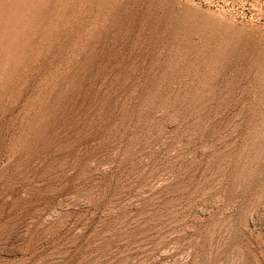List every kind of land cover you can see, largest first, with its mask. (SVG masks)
I'll use <instances>...</instances> for the list:
<instances>
[{"label": "rangeland", "instance_id": "374dc122", "mask_svg": "<svg viewBox=\"0 0 264 264\" xmlns=\"http://www.w3.org/2000/svg\"><path fill=\"white\" fill-rule=\"evenodd\" d=\"M0 264H264V0H0Z\"/></svg>", "mask_w": 264, "mask_h": 264}]
</instances>
